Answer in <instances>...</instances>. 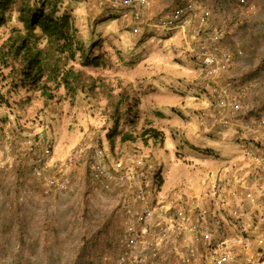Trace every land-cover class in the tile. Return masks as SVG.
I'll list each match as a JSON object with an SVG mask.
<instances>
[{
  "label": "rangeland",
  "instance_id": "obj_1",
  "mask_svg": "<svg viewBox=\"0 0 264 264\" xmlns=\"http://www.w3.org/2000/svg\"><path fill=\"white\" fill-rule=\"evenodd\" d=\"M17 1L4 8L0 46L24 32ZM55 1L73 17L92 63L83 64L79 55L68 62L66 69L80 73L68 89L57 79L46 80L51 62L33 87L14 80L18 61L0 57L6 101L0 105V149L8 145L0 171V264H119L125 251L121 232L137 211L134 178L101 191L89 174L95 146L111 160L122 158L128 170L143 158L131 172L143 173L154 194L159 189L168 199L181 189L200 197L222 220L226 235L236 236L238 212L248 219L260 212L246 203L245 191L254 190L264 206V180L255 185L250 179L241 142L252 149L257 144L241 139L240 128L264 116V0H207L226 44L242 52L219 82L242 106L227 114L215 107L200 60L189 51L191 40L155 27L157 17L184 0H151L139 20L107 1ZM45 44L38 39V47ZM224 116L234 125L221 124ZM149 128L158 138L143 133ZM47 142L52 149L43 175L63 186L33 174L36 147ZM126 199L131 211L123 206ZM185 229L164 235L158 242L162 257L154 264H183ZM246 244L257 248L252 238ZM148 254L127 264H152Z\"/></svg>",
  "mask_w": 264,
  "mask_h": 264
},
{
  "label": "built area",
  "instance_id": "obj_2",
  "mask_svg": "<svg viewBox=\"0 0 264 264\" xmlns=\"http://www.w3.org/2000/svg\"><path fill=\"white\" fill-rule=\"evenodd\" d=\"M100 1H107L111 6L131 11L133 18L139 20L142 17V9L147 7L151 0ZM155 27L167 32L176 31L193 42V45L191 42L189 44V51L200 60L203 80L207 83L208 92L218 110L226 114L241 110L242 106L228 87L219 83L222 75H225L232 65L234 51L226 44L222 29L214 23L212 8L207 0L178 2L167 13L156 18ZM238 54H241V51L238 50ZM224 118L225 116L221 124L226 127L234 125L231 120ZM8 120L10 124L14 118L9 115ZM240 128L243 134L241 139L247 138L252 141L249 143L257 144L256 148L252 149L241 142L250 165V179L256 185L264 180V116L248 119L240 124ZM6 134L8 137L7 132ZM246 135H249V138ZM7 149L8 145L0 149V171L6 167ZM36 151L32 158L33 174L44 177L43 168L48 167L51 146L46 143ZM141 162L143 158L137 157L133 162L134 166L128 170L122 158L111 160L101 146H95L91 154L89 174L101 191L110 192L134 178L132 180L135 183L134 200L137 203V211L133 212L134 222L127 224L121 232L120 242L125 251L119 254V264L139 260L146 250L149 252L148 258L154 264L156 259L162 257L158 242L164 239L165 234H171L176 227H185L187 231L181 251L183 264H264V210L260 208L262 203L254 190L247 189L244 200L250 206L260 209L258 216H251L250 222L243 216L244 212H238L235 223L239 233L236 236H228L221 227L222 220L218 219L208 205L200 202V197L192 199L193 197L181 189L172 192L168 199L159 189V193L154 194L151 187L144 184L143 173L135 170L131 172L139 167ZM141 174L143 178L139 180ZM47 184L57 185L59 182L48 177ZM59 185L63 186V183ZM221 200L222 203L225 202V197ZM131 205L128 199L123 203L128 211H131ZM236 210H233L235 214ZM160 233H164L163 236ZM250 238L257 245L255 251H248L247 244L243 246V242Z\"/></svg>",
  "mask_w": 264,
  "mask_h": 264
},
{
  "label": "trees",
  "instance_id": "obj_3",
  "mask_svg": "<svg viewBox=\"0 0 264 264\" xmlns=\"http://www.w3.org/2000/svg\"><path fill=\"white\" fill-rule=\"evenodd\" d=\"M11 2L12 0L0 1V26L5 23L4 8ZM16 4L18 21L24 32L10 35L0 46V57L6 63L10 59L18 61V66L13 71L14 80L17 78L25 85L36 87L45 75L46 66L52 62L50 71L45 75L46 80L57 79L58 83L69 89L79 81L80 73L72 68L66 69L68 62L75 61L79 55L83 64L92 63L86 56L85 44L77 36L78 28L73 17L67 10H61L55 0H18ZM40 38L46 41L42 48L37 45ZM232 50L233 61L239 59L241 54H238V50L241 49L235 46ZM5 102L0 94V105ZM143 133L158 138L157 131L152 128ZM221 227H224L223 222Z\"/></svg>",
  "mask_w": 264,
  "mask_h": 264
},
{
  "label": "crops",
  "instance_id": "obj_4",
  "mask_svg": "<svg viewBox=\"0 0 264 264\" xmlns=\"http://www.w3.org/2000/svg\"><path fill=\"white\" fill-rule=\"evenodd\" d=\"M252 215H249V217H251ZM248 218V217H247ZM248 221H250L251 219H247ZM261 222L263 221L262 219L260 220ZM251 222V221H250ZM246 249H248V251H250V249L249 248H246Z\"/></svg>",
  "mask_w": 264,
  "mask_h": 264
}]
</instances>
